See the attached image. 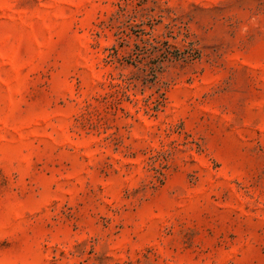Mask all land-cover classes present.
I'll return each mask as SVG.
<instances>
[{
    "label": "rangeland",
    "instance_id": "1",
    "mask_svg": "<svg viewBox=\"0 0 264 264\" xmlns=\"http://www.w3.org/2000/svg\"><path fill=\"white\" fill-rule=\"evenodd\" d=\"M0 264H264V0H0Z\"/></svg>",
    "mask_w": 264,
    "mask_h": 264
},
{
    "label": "trees",
    "instance_id": "2",
    "mask_svg": "<svg viewBox=\"0 0 264 264\" xmlns=\"http://www.w3.org/2000/svg\"><path fill=\"white\" fill-rule=\"evenodd\" d=\"M157 42V41H156ZM152 53H155L156 51H159V54H158V61H163V60H165V59H168V54L170 53L169 52V50H168V48H166L165 50H162L161 49V47L158 45V44H152ZM111 54H109L108 56H110ZM176 57H178V55L176 56ZM146 67H148V72H147V74L148 73H152V75H154V71H155V66H151V64L149 65V63H147L146 65H145V68ZM148 79H146V80H144V83L147 81Z\"/></svg>",
    "mask_w": 264,
    "mask_h": 264
}]
</instances>
